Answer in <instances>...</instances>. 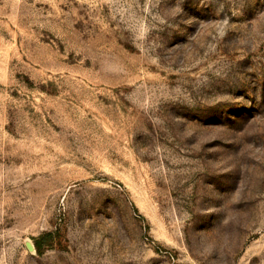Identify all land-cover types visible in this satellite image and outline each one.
<instances>
[{"label": "rangeland", "instance_id": "374dc122", "mask_svg": "<svg viewBox=\"0 0 264 264\" xmlns=\"http://www.w3.org/2000/svg\"><path fill=\"white\" fill-rule=\"evenodd\" d=\"M0 264H264V0H0Z\"/></svg>", "mask_w": 264, "mask_h": 264}, {"label": "trees", "instance_id": "16d2710c", "mask_svg": "<svg viewBox=\"0 0 264 264\" xmlns=\"http://www.w3.org/2000/svg\"><path fill=\"white\" fill-rule=\"evenodd\" d=\"M59 229L51 232L40 234L36 238H32V243L35 251L42 255L46 250L52 248L55 242L59 240Z\"/></svg>", "mask_w": 264, "mask_h": 264}]
</instances>
